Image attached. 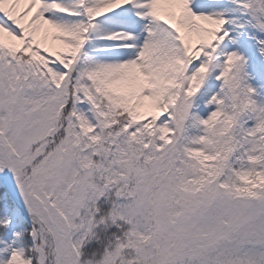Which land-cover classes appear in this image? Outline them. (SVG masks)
<instances>
[{
	"label": "snow or ice",
	"instance_id": "obj_1",
	"mask_svg": "<svg viewBox=\"0 0 264 264\" xmlns=\"http://www.w3.org/2000/svg\"><path fill=\"white\" fill-rule=\"evenodd\" d=\"M0 264H264V0H0Z\"/></svg>",
	"mask_w": 264,
	"mask_h": 264
}]
</instances>
